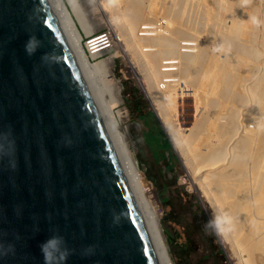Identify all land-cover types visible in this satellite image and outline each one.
<instances>
[{
  "label": "water",
  "instance_id": "95a60500",
  "mask_svg": "<svg viewBox=\"0 0 264 264\" xmlns=\"http://www.w3.org/2000/svg\"><path fill=\"white\" fill-rule=\"evenodd\" d=\"M0 264H174L62 0H0Z\"/></svg>",
  "mask_w": 264,
  "mask_h": 264
},
{
  "label": "bare ground",
  "instance_id": "6f19581e",
  "mask_svg": "<svg viewBox=\"0 0 264 264\" xmlns=\"http://www.w3.org/2000/svg\"><path fill=\"white\" fill-rule=\"evenodd\" d=\"M62 1L81 45L82 31L90 34L103 25L112 31L127 70L145 91L184 163V181L210 207L212 224L226 242L233 264H248V251L264 254V30L259 35L262 40L257 37L261 41L255 43L259 46H254L250 24L254 21L248 22L239 9L244 4L238 7L239 0L236 4L234 0ZM87 7L99 12L88 16L83 11ZM261 16L259 23L264 26V12ZM212 43L219 45L217 50ZM214 51H225V58L215 57ZM109 57L88 60L124 139L130 130L121 128L125 112L114 110L124 99ZM190 85L202 90L207 113L183 133L176 120L177 100ZM205 119L209 126L202 131ZM256 260L250 264H264V257Z\"/></svg>",
  "mask_w": 264,
  "mask_h": 264
},
{
  "label": "rangeland",
  "instance_id": "374dc122",
  "mask_svg": "<svg viewBox=\"0 0 264 264\" xmlns=\"http://www.w3.org/2000/svg\"><path fill=\"white\" fill-rule=\"evenodd\" d=\"M236 1L237 3L239 1L241 3L237 5L238 7L244 4V8L242 6L239 7V9L242 8L240 12H243L245 16L249 17H247L248 22L254 21L250 23L251 26H253L252 31L253 37L255 38V40L253 38V45L258 47L259 44L255 43H259L262 40V37L259 35L263 34L261 29L262 31L264 30L263 23H259L261 21L259 16L262 17L261 15L264 12V0ZM236 1H233L234 4H236ZM158 2L160 3L161 0H158ZM85 8H83V11L86 15L89 13L88 16L99 12L97 8L91 9V7H87V10ZM251 15H253V17L257 16L258 20L252 18ZM250 17L252 20H250ZM183 19L185 18L183 17ZM164 23V20H162V24ZM254 25L257 26V28L254 27ZM107 27L106 25L100 26L96 28L94 32L102 31ZM254 28L255 30L258 29L259 34L257 31H254ZM84 36L85 33L82 31V38ZM257 37L258 39L261 38V40H258ZM203 39V37H200V41H204ZM212 45H215V47H211L213 50H217L219 47L216 43H212ZM214 52L215 57H218L216 55L218 54L220 56L218 58H225V51ZM105 56H110L109 58L113 59L115 81L120 83L122 87L121 93L124 100L122 104L114 110L116 111L119 109L120 111H124L127 116L121 123L122 130H124L126 126L130 130L129 136L124 138V141L134 161L138 165L140 173L143 174H141L142 179L151 199L155 214L158 215L159 226L168 245L174 264H233V259L228 254L226 242L223 241L220 236L221 234L219 235L212 224L209 215L211 211L210 207L200 200L199 191L192 189L187 182L184 181V163L164 129L162 122L156 115L153 105L150 103L145 91L139 85L138 80L133 75H130L127 70L125 61L117 45L114 44L104 56L89 58V60L94 62ZM188 88L189 89L181 94L177 100L176 120L178 119L177 123L181 126L183 133H185L186 128L192 126L196 120H199L201 117L205 118V114L207 113V110H205L207 107L204 108L207 105H205L204 97L202 98V90L198 86L191 87L190 85ZM195 94L197 95L195 96ZM197 99L199 100L196 103ZM199 102H203L204 104L197 105ZM201 110L204 111V113L201 114ZM148 112H153L154 117L150 115L149 121L147 122L143 116L147 115ZM199 114L200 116L198 117ZM155 118L160 122L163 131L170 140L171 148H162L158 145L162 143L163 139L156 129L157 125L154 120ZM201 122L203 123L201 124V130L203 131L209 126V122L206 119ZM204 122L206 123L204 124ZM203 125L205 126L203 127ZM154 133H156L158 141L151 137L150 134ZM223 242L225 244H223ZM248 252H252L253 254H251L253 257ZM248 252V254L246 253L245 255V262L247 261L248 264L252 261L259 260H256L257 256L264 257V254H261L260 250ZM256 253L257 255L255 257ZM249 257H251V259L253 258L252 261Z\"/></svg>",
  "mask_w": 264,
  "mask_h": 264
},
{
  "label": "built area",
  "instance_id": "2783aa9c",
  "mask_svg": "<svg viewBox=\"0 0 264 264\" xmlns=\"http://www.w3.org/2000/svg\"><path fill=\"white\" fill-rule=\"evenodd\" d=\"M82 42V47L89 58L104 56L114 45L112 31L108 27L99 32L85 34Z\"/></svg>",
  "mask_w": 264,
  "mask_h": 264
},
{
  "label": "trees",
  "instance_id": "16d2710c",
  "mask_svg": "<svg viewBox=\"0 0 264 264\" xmlns=\"http://www.w3.org/2000/svg\"><path fill=\"white\" fill-rule=\"evenodd\" d=\"M150 115L154 117L153 112H148L147 115H144V116H143L147 122L149 121ZM154 120H155V123H156V125H157V128H156V129L159 131V133L161 134V137H162V139H163L162 143H159L158 145H159L160 147H162V148H164V147H169V148H171L170 140L168 139L167 135H166L165 132L163 131L160 122H159L156 118H155ZM156 129H155V130H156ZM150 135H151V137H153L155 140L158 141V139L156 138V133H154V134H150Z\"/></svg>",
  "mask_w": 264,
  "mask_h": 264
}]
</instances>
